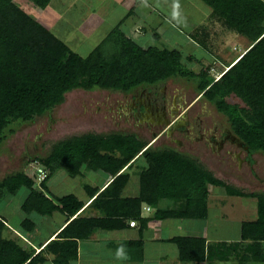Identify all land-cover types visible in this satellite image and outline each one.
I'll return each instance as SVG.
<instances>
[{
    "label": "trees",
    "instance_id": "1",
    "mask_svg": "<svg viewBox=\"0 0 264 264\" xmlns=\"http://www.w3.org/2000/svg\"><path fill=\"white\" fill-rule=\"evenodd\" d=\"M33 1L46 7L51 0ZM202 1L211 8L212 15L250 41L246 51L217 80L209 78L205 71L198 73L189 68L176 50L159 49L150 60L119 27L83 57L13 0H0V143L15 133L17 125L30 123L51 111L65 93L80 87L83 81L93 89L119 90L160 87L170 76L179 75L197 81L200 97L227 117L230 129L248 146L250 153L264 152V0ZM192 38L204 46L197 33ZM234 95L249 103L251 113L229 99ZM89 138V135L74 136L58 142L54 157L45 162L50 165L56 162L55 168H65L71 176L80 174L85 163L92 169L112 174V181L101 191L86 186L93 198L88 208L99 209L103 216L83 214L85 202L73 193L54 198L32 189L35 181L29 176L7 177L0 183V200L2 188L13 194L25 186L32 189L22 205L26 213L52 215L61 211L71 220L39 252L31 246L35 254L31 255L21 239L3 237L5 222L0 217V264H40L46 259L45 250L54 255L55 264H69L78 256V239L89 237L99 228L115 227L123 218L146 224L150 218L142 217L143 203L156 207L157 219L208 216L209 184L215 182L204 167L178 156L172 149L145 148L141 142H136L134 148L126 146L124 155L117 157L98 151ZM141 155L146 157L148 165L139 173V194L124 196L131 177L128 170ZM41 186L49 191L46 179ZM163 199L174 202L175 207L162 208ZM259 205L258 219L243 222V239L254 240V255L264 262V248H261L264 196L259 198ZM35 225L27 217L20 227L24 232H32ZM172 240L179 245L182 260L205 259V238L179 236ZM229 247L237 248L228 246L225 252L228 256Z\"/></svg>",
    "mask_w": 264,
    "mask_h": 264
},
{
    "label": "rangeland",
    "instance_id": "2",
    "mask_svg": "<svg viewBox=\"0 0 264 264\" xmlns=\"http://www.w3.org/2000/svg\"><path fill=\"white\" fill-rule=\"evenodd\" d=\"M189 3L183 19L185 7H181L184 14H181L177 25L189 35L197 33L207 48L181 33L182 29L177 25L166 27L163 23L158 25V21L151 23L152 20L149 22L140 15L134 16L132 12L117 27L124 28L125 34L142 48L145 57L150 60L159 49L176 50L189 68L198 73L205 71L209 78L217 80L250 46V41L243 35L239 37L222 19L212 15V10L196 9L190 13L189 10L196 6L192 4V7ZM73 47L85 53L91 46L88 43ZM86 56L84 54L83 57ZM143 89H93L83 81L80 87L65 93L51 111L30 123L17 125L15 133L0 143V183L10 176L25 175L34 179L32 189L51 197L70 193L83 196L87 192L86 186L99 188L105 182L104 176L111 174L102 169H92L85 163L80 174L71 176L65 168H55L56 162L52 161V165L45 162L54 157V147L58 142L89 135V140L93 141L98 151L117 157L124 155L126 146L133 145L134 148L136 142H141L145 148L172 149L178 156L211 173V180L215 182L209 184L208 203L212 218H224L232 234L242 220L258 219L259 198L264 196V152L250 153L244 142L227 132L230 129L227 117L200 97L196 80L172 75L156 94ZM143 97L152 100L162 112V118L166 120L167 116L169 122H148V116L142 120L138 117V109L131 112L129 105L132 108L133 102ZM229 99L250 109L251 113V106L243 98L234 95ZM122 143L126 145L121 146ZM147 165L146 157L141 155L128 170L131 177L126 186L130 195L139 192V173ZM45 179L48 192L41 186ZM32 189L27 188L29 192ZM2 192L0 214L2 217L6 215L8 224L16 228L27 214L19 206L23 200H19L20 193H9L6 188H2ZM162 207L175 206L168 200ZM39 224L44 227L46 222L39 221ZM16 235L5 223L3 237L19 238ZM229 251L231 256L242 253L230 247Z\"/></svg>",
    "mask_w": 264,
    "mask_h": 264
},
{
    "label": "crops",
    "instance_id": "3",
    "mask_svg": "<svg viewBox=\"0 0 264 264\" xmlns=\"http://www.w3.org/2000/svg\"><path fill=\"white\" fill-rule=\"evenodd\" d=\"M13 2L83 56L90 54L117 27V24L123 23L125 17L129 18L131 12L134 16L140 15L143 19L152 20L151 23L158 21V25L163 23L166 27L172 25L176 27L181 21V14L185 13L182 19L185 18L188 3L196 6L189 10L190 13H194L196 9L211 12L210 7L202 0H51L46 7L39 6L33 0H13ZM181 7H185L184 13ZM120 29L125 33L124 28L120 27ZM181 29V33L189 35L183 28ZM231 30L242 37L236 30ZM130 34H132L131 29ZM192 41L207 48L205 43L203 46L194 38ZM88 43L91 47L85 53L73 47ZM104 179L105 182L98 188L100 191L112 181L113 175L104 176ZM19 193V200H23L19 206L22 207L30 192L24 186L16 194ZM73 194L85 202L84 208H86L83 214L91 216L103 214L99 209L88 208L93 198L87 192L83 196ZM130 194L126 186L124 196H138L139 192ZM166 201L168 200L163 199L160 206L162 207ZM145 206H150L151 210L144 209ZM155 212L156 207L143 203L142 217L150 218L146 224H143L142 220H137V224L131 226L130 219L123 218V222L121 224L118 222L115 227L99 228L89 237L78 239V256L70 260L69 264H264L254 255V240L243 239V222L246 220H242L239 228H236L232 234L224 218L221 217L220 220L212 218L210 207L206 218L157 219ZM0 217H2L1 214ZM24 217L31 218L35 222L36 227L32 232L22 231L20 227L22 221L19 219L20 222L16 228H13L8 224L6 215L2 218L18 234L16 236L23 241L22 244L31 255H35L30 250L31 246L39 252L48 241L55 239L56 235L71 220L66 213L61 211H54L52 215H40L33 211L25 214ZM255 219L252 218L249 221H255ZM39 221H45V226L39 224ZM38 226L40 227L37 228ZM179 236L205 238L207 245L205 259L199 262L182 260L180 247L172 240ZM226 245L237 247L236 249L242 251L241 255H226L228 247ZM261 248H264V241L261 242ZM43 252L46 259L40 264H55L54 255L46 250Z\"/></svg>",
    "mask_w": 264,
    "mask_h": 264
},
{
    "label": "flooded vegetation",
    "instance_id": "4",
    "mask_svg": "<svg viewBox=\"0 0 264 264\" xmlns=\"http://www.w3.org/2000/svg\"><path fill=\"white\" fill-rule=\"evenodd\" d=\"M140 88H144L145 90H147V93L148 92H154L155 94L157 93V91H158V86H143V87H140ZM157 88V89H156ZM143 89V90H144ZM143 92H146V91H143ZM139 98V97H138ZM143 99V101H142V103H141V100ZM139 103H141V104H139ZM133 104H134V106H132V108H131V104L129 105V108H130V110H131V112L133 111H135V110H139V114H138V117L142 120L143 118H145V116L147 117L148 116V122L150 121V122H152V121H154L155 120V122H159L160 120H162L161 122H169V120H168V117L166 116L165 117V119L166 120H164L163 118H162V115H161V113L162 112H159L158 111V107L156 108V104L155 103H153L152 102V100H149V98H140V100L138 99L137 100V102H133ZM140 106H139V105ZM129 110V111H130ZM160 115H161V117H160ZM160 122V123H161ZM174 124H175V122H173ZM172 123V124H173ZM184 127V126H183ZM174 128H175V126H174ZM228 128V127H227ZM230 131V132H229ZM227 132H229V133H231V134H233L234 136H235V134L230 130V129H228L227 130ZM242 159L240 158V162L242 163Z\"/></svg>",
    "mask_w": 264,
    "mask_h": 264
},
{
    "label": "built area",
    "instance_id": "5",
    "mask_svg": "<svg viewBox=\"0 0 264 264\" xmlns=\"http://www.w3.org/2000/svg\"><path fill=\"white\" fill-rule=\"evenodd\" d=\"M221 76H222V74H220V75L218 76L217 79H219ZM45 176H46V175L40 177L41 180L44 179ZM144 209L151 210V207H150V206H145ZM136 224H137V221H136V220H131V221H130V225H131V226H135Z\"/></svg>",
    "mask_w": 264,
    "mask_h": 264
},
{
    "label": "water",
    "instance_id": "6",
    "mask_svg": "<svg viewBox=\"0 0 264 264\" xmlns=\"http://www.w3.org/2000/svg\"><path fill=\"white\" fill-rule=\"evenodd\" d=\"M235 137H237L238 139H240L241 140V138L239 137V136H237L236 134H235ZM242 141V140H241ZM243 142V141H242Z\"/></svg>",
    "mask_w": 264,
    "mask_h": 264
}]
</instances>
